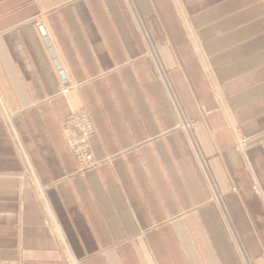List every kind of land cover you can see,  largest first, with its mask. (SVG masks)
Returning <instances> with one entry per match:
<instances>
[{"label":"crops","instance_id":"1","mask_svg":"<svg viewBox=\"0 0 264 264\" xmlns=\"http://www.w3.org/2000/svg\"><path fill=\"white\" fill-rule=\"evenodd\" d=\"M0 264H264V0H0Z\"/></svg>","mask_w":264,"mask_h":264},{"label":"built area","instance_id":"2","mask_svg":"<svg viewBox=\"0 0 264 264\" xmlns=\"http://www.w3.org/2000/svg\"><path fill=\"white\" fill-rule=\"evenodd\" d=\"M68 92L69 88L64 86L59 94L64 96ZM62 133L78 172H84L97 166L90 147V140L95 135V127L85 109L69 113L62 122ZM243 148H245L244 143H239L236 150L242 151ZM254 191L258 195L256 188Z\"/></svg>","mask_w":264,"mask_h":264},{"label":"water","instance_id":"3","mask_svg":"<svg viewBox=\"0 0 264 264\" xmlns=\"http://www.w3.org/2000/svg\"><path fill=\"white\" fill-rule=\"evenodd\" d=\"M46 43L48 44V41H46ZM56 65H57V68L60 69L59 65L58 64H56ZM61 76H62V78H64V75L62 73H61Z\"/></svg>","mask_w":264,"mask_h":264},{"label":"rangeland","instance_id":"4","mask_svg":"<svg viewBox=\"0 0 264 264\" xmlns=\"http://www.w3.org/2000/svg\"><path fill=\"white\" fill-rule=\"evenodd\" d=\"M93 125H94V124H93ZM189 126H190V125H189ZM187 129H188L189 131H191V126H190V128H186V130H187Z\"/></svg>","mask_w":264,"mask_h":264}]
</instances>
